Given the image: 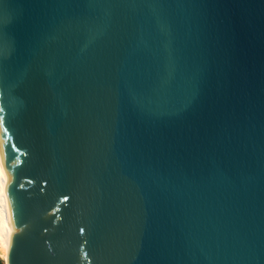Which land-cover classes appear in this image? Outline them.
<instances>
[{"label": "water", "instance_id": "obj_1", "mask_svg": "<svg viewBox=\"0 0 264 264\" xmlns=\"http://www.w3.org/2000/svg\"><path fill=\"white\" fill-rule=\"evenodd\" d=\"M7 264H264V0H0Z\"/></svg>", "mask_w": 264, "mask_h": 264}, {"label": "bare ground", "instance_id": "obj_2", "mask_svg": "<svg viewBox=\"0 0 264 264\" xmlns=\"http://www.w3.org/2000/svg\"><path fill=\"white\" fill-rule=\"evenodd\" d=\"M8 192V184L0 151V252L5 264H7L12 227Z\"/></svg>", "mask_w": 264, "mask_h": 264}, {"label": "rangeland", "instance_id": "obj_3", "mask_svg": "<svg viewBox=\"0 0 264 264\" xmlns=\"http://www.w3.org/2000/svg\"><path fill=\"white\" fill-rule=\"evenodd\" d=\"M0 264H5V262L3 261V258H2V255H1V252H0Z\"/></svg>", "mask_w": 264, "mask_h": 264}]
</instances>
